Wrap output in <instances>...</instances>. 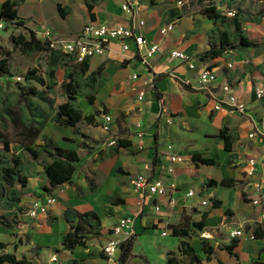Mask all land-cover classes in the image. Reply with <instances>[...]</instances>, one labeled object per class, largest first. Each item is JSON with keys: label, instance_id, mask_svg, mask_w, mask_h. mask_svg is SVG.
Listing matches in <instances>:
<instances>
[{"label": "crops", "instance_id": "obj_1", "mask_svg": "<svg viewBox=\"0 0 264 264\" xmlns=\"http://www.w3.org/2000/svg\"><path fill=\"white\" fill-rule=\"evenodd\" d=\"M4 1L6 0H0L1 3ZM59 1L63 8L69 9L65 19L60 18L58 14L61 20H68L73 12H80L84 16V22L77 29V33L89 22L109 26L132 24V16L121 9L123 0H97L91 12L93 18L87 9V4L92 0ZM227 1L215 0L217 11L224 15L228 12L238 14L244 37L249 41L262 43L263 46L242 48L233 42L235 48L226 46L223 56L205 59L202 55L211 47H220V39L224 33H234L233 24L228 27L214 24L201 14L179 15V6L176 4L174 8L164 0L159 3L157 0H134L138 17L145 22L143 34L147 42L158 44L163 53L143 62L131 42H128L130 49L126 52L119 44L111 43L103 55L90 59L89 73L96 71L98 67L103 70L96 86L94 103L89 104L84 96L78 97L83 116H95L97 123L96 126L88 125L84 120L78 123L77 128L89 139L76 135L73 128L60 127L52 121L47 122L40 135L42 141L50 139L59 148L77 152L80 159L77 173L71 184L55 192L56 204L48 207L45 215L31 219L24 217L20 227L11 230L12 236L6 234L0 224V243L6 245L4 250H0V254H14L18 259L26 258L31 264H68L70 260L83 264H101L94 259L102 258L107 261L102 253V256L95 258L89 255L99 254L96 253V246L100 241H103L104 245L107 244L111 239V229L123 217L134 220L135 235L140 236L151 230L148 228L150 226L156 230L161 226L166 228L169 225H179L184 219L190 218L200 222L203 213L207 212L203 232L211 235V239L214 237L210 245L219 246V250L230 244L231 233L235 230L246 232L247 227L263 225L260 209L251 204V198L256 196L257 183L261 184L264 196V165L258 168L257 174L252 178L246 177L245 170L248 159L264 155V102L256 98L254 91L256 87L264 85V16L259 23L246 21L249 15L255 16L264 12V1L236 0L231 6H227ZM26 2L27 0L22 6ZM160 6H163L162 14L157 12ZM20 7L18 17L23 23V28L26 31H34L40 41H43L41 34L46 30L53 32L57 37H63L67 33V26L62 24L38 28L20 13ZM171 22L176 23L174 30L166 37H161L160 30ZM172 50H180L191 57L197 69L208 68L216 73L217 80L212 89V96L200 90L196 71H191L186 64L169 58L168 53ZM133 75H137L138 79L133 80ZM63 78L64 73L59 70L55 95L61 88ZM143 82H147V85L144 86ZM184 84L188 85L189 89L184 87ZM142 91L145 95L139 100V93ZM229 95L246 104L245 114L228 109L214 110L216 102L225 100ZM50 97L53 98V95ZM160 99L164 103V110L161 109ZM104 110L112 117L109 132L102 129ZM167 118L172 120V124L166 123ZM223 128H228L238 137L230 153L225 150L223 142L214 140ZM251 133H256L257 137L250 139ZM65 138L72 142H65ZM111 138L130 141V146L120 149L114 157L98 161V153L106 151V145ZM82 143L89 149L80 148ZM172 153L182 156L183 162L173 164L174 172L168 174L169 155ZM198 154L221 163H225L230 155H233L234 159L228 167H197L192 163V157ZM50 163L48 158L44 163H26L31 178L20 204L22 212L14 213L13 216L23 214L25 210L28 215L29 206L34 200L45 201L48 197L42 190L48 185L43 167ZM140 174L163 179L169 186H173L176 189L173 193L177 200L176 206H170L166 198L148 200L134 192L131 182ZM207 179L217 182L234 180L237 186H218L206 195L202 191ZM190 191L194 196L187 198L186 195ZM212 198L220 202L218 208L202 206L203 201L210 203ZM111 199H121L123 204L111 205ZM154 204L160 206V213L154 211ZM193 209H197V215H193ZM67 210L80 214L95 212L101 219V235L72 252L60 249V253L53 254L52 251L50 254V246L58 247L42 243L39 238L57 233L60 238L58 244L61 245L63 236L71 227L65 221ZM107 211L111 214L108 215ZM155 214L163 216L158 225L156 218L150 216ZM106 232L108 239H105ZM180 240L178 239L177 251ZM249 240H239V245L234 250L237 258L239 252L252 246L248 250L249 256L256 257L254 263H264L259 260L260 251L264 249V239H253V242ZM36 247L38 251H35ZM220 251L223 255L218 262L231 264L232 260L237 261V258ZM170 252L174 251H164L165 258ZM133 255L140 256L134 253ZM54 256L57 262L51 263Z\"/></svg>", "mask_w": 264, "mask_h": 264}, {"label": "trees", "instance_id": "obj_2", "mask_svg": "<svg viewBox=\"0 0 264 264\" xmlns=\"http://www.w3.org/2000/svg\"><path fill=\"white\" fill-rule=\"evenodd\" d=\"M26 0H6L0 7V20L9 25L23 26L19 21L18 8L25 3ZM206 3L205 7L200 11V14L206 17L214 24H220L228 27L230 24L234 25V33H224L220 39V47H211L209 51L202 55L205 59H215L224 55L226 46L235 48L233 42L242 48H258L262 47V43L249 41L244 37L241 23L238 20V14L234 18H228L226 15L217 11L215 0H202ZM264 1V0H257ZM97 0H92L87 4V9L90 16L93 18L92 10ZM236 0H228L227 6H231ZM57 12L60 18L65 19L69 13L68 8H63L61 4L56 5ZM264 16V12H260L255 16L249 15L246 21L259 23ZM28 36L25 35H10L9 42L13 44L15 49H18L23 56H31L36 53H45V72L43 75L39 74L37 69L28 70L24 75L25 87H17V92L13 93L19 99L15 107L5 103L0 112V119H7L16 129H19L17 147H12V142L5 136L0 135V174L5 186L0 187V209L6 215H13L14 213L22 212L20 207L21 201L24 198V190L28 186V181L31 178L27 164L24 162V154H28L33 161H37L40 154L33 149L35 141L40 138V135L47 124L52 121L60 127L73 128L74 133L88 140L89 137L83 134L77 125L84 120L88 125L96 126L95 116L84 117L78 104V97L84 96L89 104H93L97 93V83L102 73L103 68L89 73L90 59L84 58L81 62L75 61L70 55L64 54L60 51H54L49 48L47 42L40 41L34 31L27 30ZM6 53L5 57L0 60V78L13 77L9 67V57ZM61 70L64 73L63 82L61 84V94L55 95V87L57 85V72ZM34 82L42 89L30 86ZM184 87L189 89V86L184 84ZM53 95V98L50 96ZM12 96V94L10 95ZM8 96V99L10 98ZM264 102V99H262ZM161 109L164 110V103L160 99ZM104 113L106 111L104 110ZM237 135L231 132L228 128H223L220 133L214 137L216 142H223L227 152L232 151L233 144L237 140ZM65 142H72L65 138ZM44 154L51 160V163L43 167V173L47 177L48 185L42 190L47 196L54 197L55 192L60 188L72 183L74 176L77 173V164L80 159L76 151L64 150L57 147L50 139H43ZM130 146V141L117 139L116 145L109 147L106 151L98 153L97 160L102 162L105 158H111L118 154L122 148ZM82 149H89V147L82 143ZM233 155H230L225 163H221L212 158H205L202 155H194L192 163L199 167L213 166L215 168L228 167L231 165ZM234 188L237 182L234 180H223L217 182L213 179H207L203 184V194H210L216 187ZM79 192V191H78ZM212 208H218L220 202L216 198H212ZM111 205L123 204L121 199H111ZM107 214H111L107 211ZM2 216V219L6 218ZM208 213L202 215V219L192 226L195 230L203 232L205 220ZM65 221L71 225L70 231L62 238L61 247L64 251L72 252L77 247H84L86 242L97 238L101 235L102 224L100 217L95 212H86L80 214L74 210H67L65 213ZM189 220L184 219L180 225H169L167 229L170 230L173 237L180 240L178 252L185 257L190 258L191 263H200L195 254L194 248L187 241L191 236L192 226L189 225ZM4 227V232L8 235H13L10 226L7 223L1 222ZM157 227H154L156 229ZM246 233H251L255 240L264 239V221L263 225H254L247 227ZM202 251L206 255L208 262L212 260L214 255V248L208 243V240L201 238ZM135 238L129 239L121 245V253L119 255V262L127 264L130 259L136 257L149 264L147 259L143 256L133 255V248ZM239 245L238 238H232L229 245L221 247L220 250L225 251L230 257L237 258L234 250ZM6 245L0 243V250H4ZM91 258L102 256L101 253L96 255L91 253ZM167 264H178L175 253L170 252L167 255ZM0 264H31L26 258L18 259L14 254L3 253L0 254ZM68 264H83L77 260H70ZM218 264H223L218 262ZM254 264H264L255 262Z\"/></svg>", "mask_w": 264, "mask_h": 264}, {"label": "built area", "instance_id": "obj_3", "mask_svg": "<svg viewBox=\"0 0 264 264\" xmlns=\"http://www.w3.org/2000/svg\"><path fill=\"white\" fill-rule=\"evenodd\" d=\"M0 2V7H1ZM177 5L182 6V2L178 1ZM121 9L124 13L130 14L132 16V24L130 26L115 25L109 26L102 23L89 22L82 27V29L77 33V35L70 39H63L57 37L53 32L46 30L41 34L43 42H47L49 48L54 51H60L64 54L70 55L77 62H81L84 58H92L96 56H101L105 53L108 46L111 43H117L120 45L123 51H128L131 42L133 46L138 50V55L142 61H146L156 55L163 53L162 49L158 44H149L143 34V29L145 28V22L138 17L136 10L134 9V0H123ZM228 18H234V12H228L226 14ZM175 22H171L165 25L160 30L161 37H166L170 32L174 30ZM6 23L0 20V30L6 28ZM168 56L172 60L179 61L187 65L188 69L191 71H196L197 81L200 85V90L208 96H212V89L217 80L216 73L208 68L197 69L194 63L191 61V57L185 55L180 50H172L168 53ZM133 80H137L138 76L133 75L131 77ZM15 82H23L20 76L14 78ZM144 86L147 82H143ZM255 96L258 100L264 99V85L255 88ZM145 93L142 91L139 93V100H142ZM223 109H228L229 111L245 114L247 107L244 102L239 100L233 95H229L225 100L221 102H216L214 110L221 111ZM102 129L105 132L110 131V126L112 124V117L109 113L102 114ZM167 124H172L170 118L166 119ZM261 136V135H260ZM257 137L256 133H251L249 138ZM116 138H111L107 143V148L116 145ZM170 165L167 166V173L173 174V164L182 163L183 157L179 154L172 153L169 155ZM264 165V155L259 158H250L246 161V177L252 178L257 174L258 168ZM132 190L142 197L151 200L166 198L168 204L172 207L176 206L177 200L173 196L176 189L173 186H169L163 179H154L150 176L140 174L132 179L131 182ZM175 189V190H174ZM261 184L257 183L255 185V198H251V204L254 207L260 209V219L264 221V196L261 191ZM194 196L192 191L188 192L186 197L191 198ZM56 204V198L48 196L45 201L34 200L28 210V215L30 218H36L41 213H47L48 207ZM208 201H203L202 206L206 207ZM153 209L156 213L161 212L159 205L154 204ZM135 235L134 231V220L130 217H123L118 220L116 225L111 229V239L106 245L102 247V253L110 261L114 262L119 258L121 253V245L127 242ZM243 230H235L231 233V238L240 239L244 236ZM250 238L253 240V236L250 233ZM162 236H167L166 232L162 233ZM201 237L203 239H211V235L202 232ZM57 258L54 256L51 258V263H56Z\"/></svg>", "mask_w": 264, "mask_h": 264}, {"label": "rangeland", "instance_id": "obj_4", "mask_svg": "<svg viewBox=\"0 0 264 264\" xmlns=\"http://www.w3.org/2000/svg\"><path fill=\"white\" fill-rule=\"evenodd\" d=\"M77 1V0H76ZM89 1V0H88ZM159 1L162 0H157ZM167 4L169 3L174 8L178 3V0H164ZM170 1V2H169ZM182 2V6L179 7L178 14L180 15H187V14H200V11L205 7L206 3L202 0H179ZM61 2L59 0H27L26 4L20 7V13L27 17V21L32 22L38 28H44L45 26H54L56 24H62L67 26V33L64 34L63 37L60 38H73L77 34V29L83 24L84 16L80 12H73L72 16L68 20H61L58 16L56 4ZM74 4H72V7ZM157 12L162 14L163 6L157 8ZM40 17H42V21H40ZM40 31V29H39ZM25 35L28 36V32L23 28V26L19 25H6L4 30H0V60L3 59L8 53L9 57V67L11 69V73L13 77H4L0 78V112L3 109L5 103L15 107L18 103L19 99L13 93H16L17 87H25L27 84L24 81V75L28 70L37 69L38 73L43 75L45 72V53H36L31 56H23L20 54L18 49H15L13 44L9 42V36L14 35ZM20 76L23 82L17 83L15 82L14 78ZM30 86L36 87L37 89L41 90L42 88L34 82L30 83ZM58 94H61V88L58 90ZM12 94V96H10ZM8 96L10 98L8 99ZM19 105V103H18ZM19 129H16L12 123H10L7 119H0V135L5 136L8 140L12 142V147H17L18 141V133ZM33 149H35L41 156L37 160L41 163L45 162L47 157L44 154V142L38 138L34 145ZM33 160L28 154H24V162L31 163ZM220 174H218L219 176ZM5 186L1 174H0V187ZM212 205V201L208 203V206ZM193 215H197V209L192 210ZM46 213H41L40 215H45ZM6 215L3 210L0 209V224L3 221L10 226L11 230L16 229L18 226L20 227L21 221L26 217L27 219H31L28 215L26 210L23 211V214L13 216V215H6L5 219H2V216ZM23 215V216H22ZM153 218H156L157 225L160 224L161 218L163 217L161 214L150 215ZM199 219V218H198ZM160 220V221H159ZM183 222V221H182ZM181 222V223H182ZM189 225L192 226L194 223H198V220H190L188 221ZM180 223V224H181ZM179 224V225H180ZM148 232L141 234L140 236L134 235L135 237V244L133 248V253L136 255L143 256L149 262V264H167V256L165 258L164 251H174L176 261L178 264H218V261L221 260V256L223 255L222 252L219 250V246H215L214 255L212 257L211 262H208L206 259V255L202 251L201 246V232L195 230L192 226L191 236L187 239V241L191 244V246L195 250V254L198 257L200 263H191L190 258L182 256L176 249L178 245V238L173 237L169 229L167 227H158V229L153 230V226ZM162 232H166L167 236H162ZM245 232V231H244ZM109 233V230H108ZM106 232L105 239H108ZM250 233H246L242 236L239 240L245 241L250 238ZM214 237L212 236V239ZM59 235L57 233H52L47 235L43 238H39L40 242H45L46 244H54L58 248H54L50 246L48 249L50 250V254L60 253L61 245H59ZM212 239H208L209 244ZM253 242V241H251ZM103 241L99 242V245L96 246V253H102L101 248L103 247ZM213 246V247H214ZM252 248V246H251ZM250 247H246L245 251L239 252V258L236 260H232L231 264H254V260L256 257L252 258L249 256L248 250L251 249ZM38 247H36L35 251H38ZM88 250L86 251V253ZM37 256L36 253H34ZM103 254V253H102ZM104 255V254H103ZM105 256V255H104ZM58 257V256H57ZM107 259V258H106ZM59 260V257H58ZM89 260V258H88ZM101 264H111L110 261L107 259L103 260L102 258L94 259ZM259 260L264 262V249L260 251ZM61 263V261L59 260ZM91 264V263H89ZM113 264H121L119 259L113 262ZM127 264H145L143 260L140 258L137 259H130ZM227 264V263H225Z\"/></svg>", "mask_w": 264, "mask_h": 264}]
</instances>
